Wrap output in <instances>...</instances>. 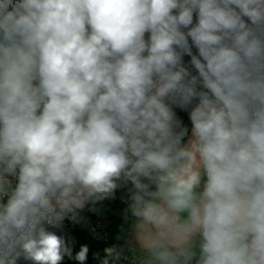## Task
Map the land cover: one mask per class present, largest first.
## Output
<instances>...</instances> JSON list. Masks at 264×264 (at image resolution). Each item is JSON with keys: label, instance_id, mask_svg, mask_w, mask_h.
I'll use <instances>...</instances> for the list:
<instances>
[{"label": "clouds", "instance_id": "1", "mask_svg": "<svg viewBox=\"0 0 264 264\" xmlns=\"http://www.w3.org/2000/svg\"><path fill=\"white\" fill-rule=\"evenodd\" d=\"M127 185L131 264H264V0H0V264Z\"/></svg>", "mask_w": 264, "mask_h": 264}, {"label": "crops", "instance_id": "2", "mask_svg": "<svg viewBox=\"0 0 264 264\" xmlns=\"http://www.w3.org/2000/svg\"><path fill=\"white\" fill-rule=\"evenodd\" d=\"M197 102L198 101L195 100L193 106ZM174 106L175 105H173V107ZM189 112L183 110L178 111V118L183 121L188 129V135L186 137L185 143H187L188 139H190L192 135V126L189 118ZM130 187L131 185H127L125 187L117 189L115 192V198L106 199L97 205V208L101 215V219L107 228L109 241L122 251H126L124 250L125 245L127 243H130L132 239L130 234V215L128 217V220H125V209L128 205L127 189ZM197 191H199V189H197Z\"/></svg>", "mask_w": 264, "mask_h": 264}, {"label": "trees", "instance_id": "3", "mask_svg": "<svg viewBox=\"0 0 264 264\" xmlns=\"http://www.w3.org/2000/svg\"><path fill=\"white\" fill-rule=\"evenodd\" d=\"M147 35L146 34V39H147ZM189 44L192 45L191 39L189 40ZM192 51L194 54H196L197 49L195 48V46H192ZM183 62L185 65H188V62L190 61V57L187 55H184L182 57ZM192 73L195 75L196 71L195 69H191ZM195 101V100H194ZM193 101V103H194ZM191 109V106L188 109H181L178 106H174L173 107V111L175 112L177 118H178V111L179 110H183L186 112H189ZM179 119V118H178ZM182 122V126L186 127L187 126L183 123V121L181 119H179ZM187 137V136H186ZM186 137L184 138V143L186 141ZM206 181V176H204L201 180V185L198 188L199 191L203 190V185L204 182ZM129 197V193L127 194V198ZM85 209V219L83 220L80 228L78 229V231H76L75 233H66V232H61L58 233L57 235L62 236L63 238H65L66 243L71 247L72 249V254L73 256H75V254L80 250L82 245H87L89 248V252H88V257L87 260L85 261V264H100V261L96 258H94V254H99V257L102 259L104 258L105 254V249L108 248V246L102 242V241H98L96 239H94L89 233H88V215H89V210H90V204L86 205L84 207ZM17 264H32L31 261L25 260L22 256L17 260ZM62 264H79L78 261L74 260V259H69L67 256L64 257ZM115 264V263H114Z\"/></svg>", "mask_w": 264, "mask_h": 264}, {"label": "built area", "instance_id": "4", "mask_svg": "<svg viewBox=\"0 0 264 264\" xmlns=\"http://www.w3.org/2000/svg\"><path fill=\"white\" fill-rule=\"evenodd\" d=\"M197 22L196 20V16L194 14V20L193 23L195 24ZM190 40V38H189ZM13 184L16 183L15 178H11ZM5 198V201L6 202ZM100 202H98L95 205H90V208H95L96 211H91L89 210V221H88V233L96 240L98 241H102L104 242L108 248H112V247H116L114 244H112L109 239H108V232H107V228L104 225L102 219H101V215L100 212L97 208V205ZM86 215H85V209H76L75 210V214L73 213H67L65 215V218L55 224V225H49V224H44L43 227L50 232H53L55 234L61 233V232H66V233H75L76 231H78V229L80 228L83 220L85 219ZM119 249V248H118ZM130 253L127 251H122L121 250V254H120V258L118 260H115V264H131L130 259H127L126 257H129Z\"/></svg>", "mask_w": 264, "mask_h": 264}, {"label": "water", "instance_id": "5", "mask_svg": "<svg viewBox=\"0 0 264 264\" xmlns=\"http://www.w3.org/2000/svg\"><path fill=\"white\" fill-rule=\"evenodd\" d=\"M184 31H187V29H184Z\"/></svg>", "mask_w": 264, "mask_h": 264}]
</instances>
